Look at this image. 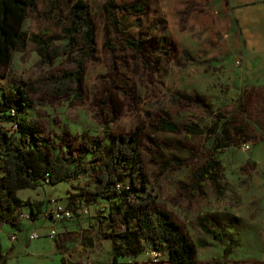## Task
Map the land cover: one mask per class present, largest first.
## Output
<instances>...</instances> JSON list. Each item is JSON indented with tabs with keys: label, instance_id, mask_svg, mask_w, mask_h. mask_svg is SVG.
<instances>
[{
	"label": "rangeland",
	"instance_id": "obj_1",
	"mask_svg": "<svg viewBox=\"0 0 264 264\" xmlns=\"http://www.w3.org/2000/svg\"><path fill=\"white\" fill-rule=\"evenodd\" d=\"M86 1L95 18L97 52L85 66L83 100L57 96L44 88L46 76L61 70L66 59L59 56L52 65L43 64L30 43L23 51H15L10 63L0 69V97L3 91L23 85L33 101L26 112L38 121L57 153L65 142L74 144L97 136L108 144L109 135L136 131L155 202L172 211L192 240L208 243L197 249V258L209 261L214 256L221 258L223 253V245L196 224L197 217L208 215L214 228L222 233L224 244L235 243L223 264L237 260L234 256L254 243V237L246 235L249 224L264 217V83L240 84L244 81L242 41L227 0H139L145 5L144 12L117 13L119 35L108 27L104 0ZM114 1L122 5L135 0ZM35 2L36 10L28 12L23 22L26 35L41 29L59 34L68 24V1L57 0L56 12L51 10L53 0ZM147 33L173 40L168 56L160 53L155 56L156 62L148 63L122 43L126 37L138 38ZM106 43L114 50L105 48ZM215 112L232 120L238 140L217 156L224 188L220 198L210 185L203 191L186 188L192 169L210 157V141L207 136H188L184 124L198 119L210 121ZM160 113L176 122L179 132L159 130L156 120ZM5 129L11 130V126L5 124ZM85 156L86 160L92 157L89 153ZM172 156L182 164L162 170L163 161ZM91 184L90 177L68 181L61 194L50 198L66 202L90 189ZM36 192L26 188L17 194L28 198ZM88 210L90 215L94 207L90 205ZM15 231L19 236L26 232ZM80 239L86 248H105L100 239L95 244L89 237ZM79 244L72 236L63 249L76 259Z\"/></svg>",
	"mask_w": 264,
	"mask_h": 264
},
{
	"label": "trees",
	"instance_id": "obj_2",
	"mask_svg": "<svg viewBox=\"0 0 264 264\" xmlns=\"http://www.w3.org/2000/svg\"><path fill=\"white\" fill-rule=\"evenodd\" d=\"M67 1L68 24L59 34L41 29L27 36L23 22L28 12L36 10L35 0H0V69L10 63L15 51H23L30 43L43 64L52 65L59 56L66 59L61 70L46 76L44 88L57 96H70L82 101L85 66L97 52L95 18L86 0ZM57 5V0H53L51 10H59ZM103 8L110 31L119 35L121 28L117 13L140 14L144 12L145 5L139 0L122 5L114 0H104ZM122 43L148 63L156 62L160 53L168 56L173 46L169 36L157 38L149 33L138 38L126 37ZM104 46L114 50L113 45L106 43ZM144 66L147 67L146 64ZM32 105L33 101L23 85L1 93L0 225L21 229L24 209L28 210V220L47 217L45 212L49 200L21 198L17 194L19 190L55 186L90 177V189L71 196L66 204L72 210L73 218L79 216L77 209L94 207L90 215L89 210L86 214L89 225L98 224L106 231L114 263L118 258H136L145 250L154 249L166 253L169 264H221L218 257L200 261L197 249L208 246V243L203 239L192 240L172 211L155 202L136 131L109 135L108 144L97 136L74 144L65 142L57 153L38 121L28 116L26 109ZM5 124H9L11 130L5 129ZM156 127L161 131L179 132L178 124L171 121L166 113H160ZM184 127L188 136H207L210 141L207 147L210 157L192 169L186 188L203 191L206 185H210L216 196L222 197L224 188L220 182L221 164L217 156L225 148L237 144L232 120L215 112L210 121L198 119L184 124ZM86 153L92 155L90 160L85 159ZM173 164L181 165L182 162L172 156L163 161L161 169ZM101 201L105 204L101 205ZM196 224L223 245V257L235 247L233 241L224 244L222 233L214 228L208 215L197 217Z\"/></svg>",
	"mask_w": 264,
	"mask_h": 264
},
{
	"label": "crops",
	"instance_id": "obj_3",
	"mask_svg": "<svg viewBox=\"0 0 264 264\" xmlns=\"http://www.w3.org/2000/svg\"><path fill=\"white\" fill-rule=\"evenodd\" d=\"M227 5L237 22L242 41L241 69L244 81L240 84L243 86L264 83V0H227ZM67 182H62L58 184L59 186L37 187L35 188L37 192L31 198L45 199L48 196L46 200H49L50 197L61 194ZM39 189L42 190L41 193ZM27 212L28 210L24 209V215H27ZM83 216L60 221H53L49 217L33 221L24 217L20 230L26 232L22 236H19L10 225L4 224L5 230L0 225L1 264H169L166 253H162V258L158 261L148 260L140 254L136 258H118L117 263H114L110 253L111 241L105 230L100 226L98 229V224L89 225L88 219ZM262 218L263 220L249 224V233H245L254 237L253 245L244 249L237 257L234 256L238 258L237 260L228 261L227 264H264V217ZM51 229L57 231V236H49ZM32 234H37L38 237L31 239ZM72 236L80 242L77 247L80 255L77 254L76 259L63 249ZM81 236L85 237V240L89 237L94 244L100 239L105 243V248L101 251L95 245L86 248L80 239ZM39 237L42 239L35 240ZM85 248L89 253H86ZM230 253L226 257H223V254L221 258L218 257L221 264Z\"/></svg>",
	"mask_w": 264,
	"mask_h": 264
},
{
	"label": "built area",
	"instance_id": "obj_4",
	"mask_svg": "<svg viewBox=\"0 0 264 264\" xmlns=\"http://www.w3.org/2000/svg\"><path fill=\"white\" fill-rule=\"evenodd\" d=\"M238 63V61H237ZM244 148H249L248 144L243 145ZM76 213L78 215H86L88 213L87 208H79L76 210ZM45 215L49 217L53 221H60L62 219H72L73 218V212L72 210L67 206L66 202L59 199V198H50ZM23 217H27V215H23ZM50 237L57 236V231L54 229H51L49 232ZM37 234H32L30 236L31 239L37 238ZM145 257L148 258V260L151 261H158L162 258V252L154 250V249H147L142 253Z\"/></svg>",
	"mask_w": 264,
	"mask_h": 264
}]
</instances>
